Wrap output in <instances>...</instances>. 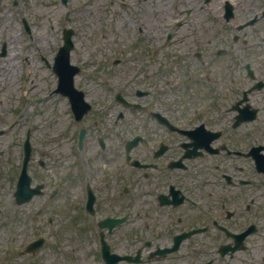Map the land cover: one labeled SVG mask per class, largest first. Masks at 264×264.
<instances>
[{
  "label": "flooded vegetation",
  "instance_id": "obj_1",
  "mask_svg": "<svg viewBox=\"0 0 264 264\" xmlns=\"http://www.w3.org/2000/svg\"><path fill=\"white\" fill-rule=\"evenodd\" d=\"M128 2L125 87H82L67 229L122 254L180 240L149 264H264V0Z\"/></svg>",
  "mask_w": 264,
  "mask_h": 264
},
{
  "label": "rangeland",
  "instance_id": "obj_2",
  "mask_svg": "<svg viewBox=\"0 0 264 264\" xmlns=\"http://www.w3.org/2000/svg\"><path fill=\"white\" fill-rule=\"evenodd\" d=\"M11 1L0 0V47L5 40L8 49L6 56L0 59V128L6 132L4 135L0 134V140L4 142V149L17 153L18 144L13 145L14 140H22L29 130L31 140L37 146L35 160L45 159L48 165L45 166V172L50 173L51 160L58 159L55 164L63 163L67 150L63 134L72 124V120L66 101L54 95H47L57 83V78L42 67L39 57L41 54L50 56L55 52L61 44L62 29L71 25L76 28V47L72 55L76 63L86 71L77 77V83H86L88 87L102 86L107 78L90 76H98L103 71L122 72L126 66V63L115 65L113 57L123 58L127 54V45L120 40L117 42L116 36L117 28L120 31L127 25L128 11L111 0H69L68 5L63 4L61 0H19L17 5H12ZM119 12L121 13L118 14ZM24 17L30 24L31 35L22 27ZM28 53V56L25 55ZM10 64L15 67L9 68ZM28 67L30 74H27ZM10 73L14 74L13 77L9 76ZM28 75L29 78L24 84ZM24 91L27 93L23 94ZM14 151L9 152L13 157ZM9 153L0 155V175L4 174L6 178L0 197L6 198L7 208L12 209L15 204L11 203L8 178L14 166V159L7 156ZM57 166L58 173L62 174L63 169L60 165ZM63 198V194H60L44 214L42 221L45 223L41 225H44L43 230L48 229L46 226L49 214L56 217L63 231L66 228L64 208L61 205ZM18 210L20 223H17L15 229L22 233L29 230L27 225L33 220L27 214V206H18ZM15 217L17 216L5 215L3 220L9 222ZM7 230V224L1 223L0 243L3 247L14 248V241L6 235ZM31 237V232L23 234L19 245L27 243ZM50 240L36 257L16 253L13 258L8 249L2 253L9 254L10 261L7 264H17L16 261L20 264H100L98 255L91 250L93 239H64L51 236ZM34 258L37 259L32 261ZM142 264L149 263L144 261Z\"/></svg>",
  "mask_w": 264,
  "mask_h": 264
},
{
  "label": "water",
  "instance_id": "obj_3",
  "mask_svg": "<svg viewBox=\"0 0 264 264\" xmlns=\"http://www.w3.org/2000/svg\"><path fill=\"white\" fill-rule=\"evenodd\" d=\"M68 47H69L68 44H66L65 46L62 47V50H63L61 52L62 55L67 52Z\"/></svg>",
  "mask_w": 264,
  "mask_h": 264
},
{
  "label": "bare ground",
  "instance_id": "obj_4",
  "mask_svg": "<svg viewBox=\"0 0 264 264\" xmlns=\"http://www.w3.org/2000/svg\"><path fill=\"white\" fill-rule=\"evenodd\" d=\"M44 11H46V8H44Z\"/></svg>",
  "mask_w": 264,
  "mask_h": 264
}]
</instances>
